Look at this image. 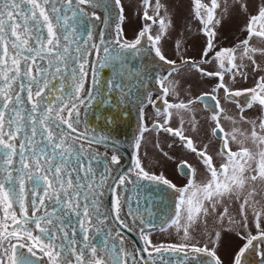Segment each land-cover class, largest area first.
<instances>
[{"label":"water","instance_id":"obj_1","mask_svg":"<svg viewBox=\"0 0 264 264\" xmlns=\"http://www.w3.org/2000/svg\"><path fill=\"white\" fill-rule=\"evenodd\" d=\"M119 13L117 0H0V195L29 238L9 264H219L142 242L176 212L174 188L132 167L141 109L174 64L121 41ZM250 240L236 264L264 262V235Z\"/></svg>","mask_w":264,"mask_h":264},{"label":"flooded vegetation","instance_id":"obj_2","mask_svg":"<svg viewBox=\"0 0 264 264\" xmlns=\"http://www.w3.org/2000/svg\"><path fill=\"white\" fill-rule=\"evenodd\" d=\"M228 4L227 0H140V5L143 6L140 10L141 23L139 22L133 37H127L124 36L123 26V23H126V12L122 0H117L120 9L118 37L126 43L145 38L146 43L152 46L162 59L174 64L155 80L156 84L141 109V128L133 143V172L151 176L172 186L177 199L176 212L168 222L141 230L142 242L148 248H196L216 257L213 244L215 236L210 240L211 244L188 242L192 239L187 235V231H175L176 222L183 213L182 208L188 204H185L186 194L191 187L202 188L207 192L211 203L214 202L211 206L214 208L219 200L217 197L222 201L226 197L227 200L229 197L226 192L224 194L213 190L221 191L226 187L225 178L228 176L230 164H235L239 172L246 168L245 164L239 163L238 157L257 144L254 136L250 134H225L221 121L222 96L233 97L232 91H235H230L228 80L233 78L235 83L240 80V77L233 75L232 54L238 51L239 46H246L247 43L243 38L231 43L228 38L227 46L215 45L216 37L230 30V17L235 21V14L228 12ZM136 12V8H133V18L138 17ZM242 16L240 13L236 22H239ZM166 32L191 47H187L183 55H179L175 48L169 45L171 37L169 41L162 38ZM166 48L172 50L167 51ZM217 56L221 58L224 72L218 68ZM181 68L185 72H191V77H172L174 72ZM227 72L231 74L227 76ZM258 76L261 84L263 76ZM240 98L245 104L250 101L246 94ZM213 210L220 211L217 208ZM10 223L11 218L6 214L0 195V264L10 263L9 254L13 245L29 244V238L12 229ZM174 224L170 237L157 241L152 239V234L168 229ZM256 226V231L243 233L241 228L244 229L245 226L242 219L235 220L234 223L221 220L215 224L214 230L218 235L221 236V233L227 231L236 240L231 248V253L235 254L233 264H236L242 249L251 242L252 236L264 235L261 232L264 231V228H260L261 224L257 223ZM31 248L37 253L36 249ZM226 248L227 246L224 249Z\"/></svg>","mask_w":264,"mask_h":264},{"label":"rangeland","instance_id":"obj_3","mask_svg":"<svg viewBox=\"0 0 264 264\" xmlns=\"http://www.w3.org/2000/svg\"><path fill=\"white\" fill-rule=\"evenodd\" d=\"M227 2L229 3L228 12L235 14V21L230 17V30L216 37L215 45L217 47L227 46L228 38L231 43L241 38L246 39L247 43L246 46H239L238 51L232 54L234 58L233 75L240 77V80L239 83H235L233 78L228 80L230 91L233 89L235 91H232L233 97L222 96L221 121L225 134H250L254 136L257 144L249 147L246 154L238 157L239 163L245 164L246 168L239 172L235 164H230L228 176L225 178L226 187L221 191L213 190V192L224 194L226 192L229 197L226 200L223 195L225 197L223 201L217 197L219 200L216 201L215 208L220 211L213 210L215 208L211 206L214 202L211 203L207 198L205 190L191 187L186 194L185 204L187 202L188 204L182 208L183 213L177 220L176 227L174 224L168 229L152 234L154 241L167 238L170 237L175 227V231L181 229L187 231V235L192 239L188 242L197 241L208 244H211L210 240L215 236L213 244H215L214 249L219 264H233L235 254L231 253V248L236 240L227 231L221 233V236L218 235L214 230L217 222L226 220L234 223L235 220L242 219L245 226L244 229L241 228L243 233L244 231H256L257 223L261 224L260 228H264V0H227ZM122 5L126 12V23L125 25L123 23L124 36L133 37L142 20L140 10L143 6L140 5V0H122ZM133 8H136L139 18L132 17ZM240 13L243 16L239 22H236ZM162 38L169 41V45H172L171 47L175 48L179 55H183L186 48L191 47V45L181 43L175 35L169 36L167 32ZM166 50L170 51L172 48H166ZM217 57L218 68L224 72L221 58ZM230 74L228 73L227 76ZM174 75H176L175 78H185L191 77L192 73L185 72L181 68L174 72L172 77ZM258 75L263 76L261 84ZM244 94L250 97L247 104L240 98ZM261 232L264 233V231ZM226 246L227 248L224 249Z\"/></svg>","mask_w":264,"mask_h":264}]
</instances>
